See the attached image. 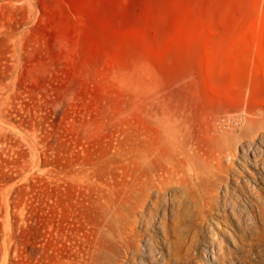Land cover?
<instances>
[{
  "label": "rangeland",
  "instance_id": "374dc122",
  "mask_svg": "<svg viewBox=\"0 0 264 264\" xmlns=\"http://www.w3.org/2000/svg\"><path fill=\"white\" fill-rule=\"evenodd\" d=\"M0 264H264V0H0Z\"/></svg>",
  "mask_w": 264,
  "mask_h": 264
}]
</instances>
